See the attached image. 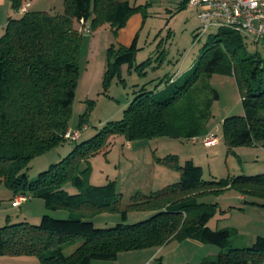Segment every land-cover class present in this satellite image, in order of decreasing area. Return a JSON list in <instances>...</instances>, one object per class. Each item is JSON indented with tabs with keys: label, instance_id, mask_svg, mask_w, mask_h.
Instances as JSON below:
<instances>
[{
	"label": "trees",
	"instance_id": "obj_1",
	"mask_svg": "<svg viewBox=\"0 0 264 264\" xmlns=\"http://www.w3.org/2000/svg\"><path fill=\"white\" fill-rule=\"evenodd\" d=\"M30 1L10 0L18 15L8 19L0 37V176L15 196L42 199L46 210L68 211L70 218L56 220L44 215L38 225L23 221L0 227V258L33 257L39 264H91L115 261L121 253L191 239L221 250L217 257L203 258L199 264L262 263L263 237H257L249 248H231L233 230L208 227L217 204L199 203L197 199L226 190L264 199V174L205 181L202 168L192 161L180 164L177 156H167L158 162L177 171L179 181L149 195L137 192L125 208L114 181L95 186L89 177L90 159L107 152L115 136L121 135L128 142L205 136L213 102L219 99L209 82L214 75L235 79L243 108V115L223 121L228 151L264 145V57L248 53L247 41L237 32L221 29L210 34L188 72L178 79L167 75L152 90L147 85L154 81L134 90V98L120 120L108 122L93 137L78 143L80 137L70 141L65 135L70 130L80 75L85 35L80 27L88 25L93 33L109 28L117 35L132 16L144 14L146 6H131L122 0H64L62 14H19L21 6ZM137 39L138 34L129 46L107 50L104 91L115 78L124 82V65L129 72L144 75L151 68L152 58L135 65ZM165 56L164 51L157 61ZM84 121L85 117L80 129ZM67 142L74 144L69 154L29 180L26 170L32 160ZM67 187L77 192L70 195ZM129 211L153 215L128 224ZM102 214L120 215L121 223L96 228L92 220ZM75 244L76 250L65 256L64 247Z\"/></svg>",
	"mask_w": 264,
	"mask_h": 264
},
{
	"label": "rangeland",
	"instance_id": "obj_2",
	"mask_svg": "<svg viewBox=\"0 0 264 264\" xmlns=\"http://www.w3.org/2000/svg\"><path fill=\"white\" fill-rule=\"evenodd\" d=\"M33 1L35 6L30 9L33 12L46 11L51 15H57L64 11V0ZM122 1H129L131 6H146V8L144 14L132 16L117 35L109 28H102L93 33L89 31L88 25L80 27V31L85 35L80 52L78 87L70 119V130L80 132L78 143L93 137L108 122L120 120L123 111L134 98V90L154 81L147 85V88L152 90L167 75H175L178 79L188 72L208 42L210 34L199 40L195 38L200 27L198 10L187 3L186 7L179 11L186 0ZM132 29L133 31L137 29L138 34L139 51L136 53L135 65L152 58L151 68L146 69L144 75L135 70L129 72L128 66L124 65L121 70V78L124 82L115 78L104 91L103 79L108 63L107 50L112 46L115 48L120 45L129 46L132 43L130 34L134 33ZM129 31L131 33L127 34ZM246 50L250 54L257 53L264 57V40L258 44L247 42ZM164 51L165 59L157 61ZM209 82L219 95V99L213 102L211 118L207 124V129L212 128L220 139L217 146L205 148L200 137L193 143L191 140L170 138L128 142L121 135L115 136L111 139V146L107 152L90 159V184L101 186L114 181L116 191L122 198V207L125 208L137 192L149 195L179 181L177 171L158 162L159 159L167 156H177L180 164L192 161L202 168L205 181L264 174V145L239 147L231 153L223 140L224 119L243 115L235 79L214 75ZM84 117V126L80 129L79 125ZM73 146V143L67 142L46 155L32 160L29 169L26 170L29 180L36 179L50 165L65 158ZM67 190L70 195L77 192L72 187H67ZM19 198L22 197L15 196L4 185L0 176V227L23 221L38 225L44 215L56 220L70 218L68 211L46 210L42 199L30 198L22 207L13 206L14 201ZM197 201L217 204L216 212L208 227L215 231L233 230L235 233L230 240L231 248H249L257 237L264 238V199L246 197L235 190H226L218 194L200 196ZM152 215L149 212L129 211L127 223H139ZM92 222L96 228H109L121 223V218L120 215L102 214L95 217ZM203 245L205 249L199 253L190 247H182V250L187 252L184 263L176 260L162 261L157 258L154 264H175L173 261H176V264H197L198 257L215 258L221 252L216 246ZM77 247L78 244L64 247V255L70 256ZM145 250L149 252L152 248ZM260 264H264V261Z\"/></svg>",
	"mask_w": 264,
	"mask_h": 264
},
{
	"label": "built area",
	"instance_id": "obj_3",
	"mask_svg": "<svg viewBox=\"0 0 264 264\" xmlns=\"http://www.w3.org/2000/svg\"><path fill=\"white\" fill-rule=\"evenodd\" d=\"M188 4L198 10V40L221 29L237 32L252 44L264 40V0H188ZM29 6V3L22 5L19 14H25ZM79 137V131L68 130L65 135L70 141H76ZM200 138L205 148L217 146L220 142L216 133H207ZM198 140L191 139L193 143ZM22 201L25 199H17L13 206H20Z\"/></svg>",
	"mask_w": 264,
	"mask_h": 264
},
{
	"label": "crops",
	"instance_id": "obj_4",
	"mask_svg": "<svg viewBox=\"0 0 264 264\" xmlns=\"http://www.w3.org/2000/svg\"><path fill=\"white\" fill-rule=\"evenodd\" d=\"M30 6L28 8V12L30 9L35 6V2L31 0L29 2ZM46 12V11H42ZM13 13V14H12ZM18 13H14L11 8L10 0H0V37L3 35L5 27L7 25L8 19L10 17H16ZM137 29H132L134 33L130 31L127 34H130V38H132V42L137 34ZM121 35V34H120ZM207 133H214L212 128L208 129ZM264 147V146H263ZM29 199H26L24 202L20 204L19 207H22L25 203H27ZM190 247L192 250L196 252H201L204 250V245L201 244L199 241L196 240H185L183 242L178 241H170L166 245L158 248H152L151 251L145 252L146 250L142 251H135L129 253H121L119 254L118 258L115 261H93L91 264H154V261L157 258H160L162 261H172L176 260L177 262L184 263L185 256L187 255L186 251L182 250V247ZM205 258V257H204ZM203 259V258H202ZM201 257H198V261L200 262ZM176 261L173 263L176 264ZM197 264H199V262ZM0 264H39L38 260L33 257H2L0 258Z\"/></svg>",
	"mask_w": 264,
	"mask_h": 264
}]
</instances>
